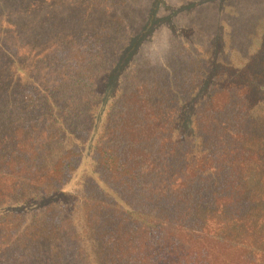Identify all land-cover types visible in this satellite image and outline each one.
<instances>
[{"label":"trees","instance_id":"1","mask_svg":"<svg viewBox=\"0 0 264 264\" xmlns=\"http://www.w3.org/2000/svg\"><path fill=\"white\" fill-rule=\"evenodd\" d=\"M41 1L66 26L5 52L38 0H0V264H264V0L54 42L68 0ZM207 4L234 32L174 22Z\"/></svg>","mask_w":264,"mask_h":264},{"label":"rangeland","instance_id":"2","mask_svg":"<svg viewBox=\"0 0 264 264\" xmlns=\"http://www.w3.org/2000/svg\"><path fill=\"white\" fill-rule=\"evenodd\" d=\"M153 1L154 0H68L67 2L58 3L56 7L61 10V12L65 13L64 18L66 19L65 24H67V28H61L60 33L50 36L49 39H51L52 42L61 39L65 40L66 32L70 30L75 31L76 27H80L84 30L88 25L91 27L92 25L97 26L102 23H110L114 27H119V34H116V36L123 41L126 38L121 35H133L140 24L144 22V19L149 14L153 5ZM166 1L170 5H176L177 2L181 0ZM240 2L243 3L244 0ZM219 6V4H207L197 9L183 12L179 14V16L174 17V22L177 21L180 25L192 27L202 36H206L207 33L209 34L214 31L220 21L229 24L234 32L235 29H233V25L237 19H233L227 14L219 15ZM33 7V11L29 13L27 9L23 10V6L21 5L23 11L20 12V15H24L25 18L21 23L16 22L17 26L5 36V45H3L5 52L14 48L13 42L8 43L7 40L12 41L16 39V41L19 42H32L33 37L36 38V33L33 31L34 28L56 25L57 27H55L53 31H57L59 26H66L64 24L60 25L59 23L55 24L56 21L52 20L53 17L50 16L52 14L51 4H43L41 0H38L36 6L33 5ZM237 12L240 13V9H237ZM11 21L14 22V19L12 18ZM21 24L25 25L22 26ZM71 25H73L72 28H69ZM90 27L87 30L88 32ZM163 31L164 32H159L158 35H160V33L167 34L166 30L163 29ZM167 36H169V34ZM166 37L164 36V38ZM0 39H2L1 35ZM79 41L80 40H77L76 44L79 43ZM148 44L149 41L147 42V45ZM150 47L152 46L149 45L147 49H150ZM0 67L3 71H6L8 67L7 58L1 50Z\"/></svg>","mask_w":264,"mask_h":264}]
</instances>
